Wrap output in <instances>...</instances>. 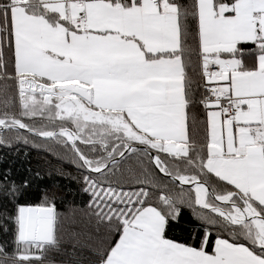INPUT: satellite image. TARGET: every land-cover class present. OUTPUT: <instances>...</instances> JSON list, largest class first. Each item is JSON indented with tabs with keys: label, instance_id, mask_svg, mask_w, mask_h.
<instances>
[{
	"label": "snow or ice",
	"instance_id": "1",
	"mask_svg": "<svg viewBox=\"0 0 264 264\" xmlns=\"http://www.w3.org/2000/svg\"><path fill=\"white\" fill-rule=\"evenodd\" d=\"M0 149V264H264V0H0Z\"/></svg>",
	"mask_w": 264,
	"mask_h": 264
},
{
	"label": "trees",
	"instance_id": "2",
	"mask_svg": "<svg viewBox=\"0 0 264 264\" xmlns=\"http://www.w3.org/2000/svg\"><path fill=\"white\" fill-rule=\"evenodd\" d=\"M6 151V149H0V154H4ZM20 160L24 162L25 167L32 168L34 172H40V174L43 175L45 180L50 184L66 182L60 179L59 169L61 167L67 171H72L69 165H61L55 159L50 158L45 153L38 152L36 150L30 149L28 155L20 157ZM129 163H134V161H129Z\"/></svg>",
	"mask_w": 264,
	"mask_h": 264
}]
</instances>
